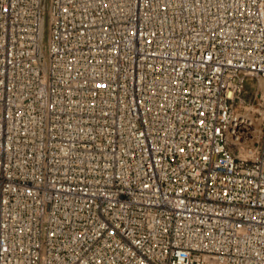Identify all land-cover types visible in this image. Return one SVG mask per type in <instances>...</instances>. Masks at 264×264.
I'll use <instances>...</instances> for the list:
<instances>
[{
  "label": "built area",
  "instance_id": "2783aa9c",
  "mask_svg": "<svg viewBox=\"0 0 264 264\" xmlns=\"http://www.w3.org/2000/svg\"><path fill=\"white\" fill-rule=\"evenodd\" d=\"M0 264H264V0H0Z\"/></svg>",
  "mask_w": 264,
  "mask_h": 264
},
{
  "label": "rangeland",
  "instance_id": "374dc122",
  "mask_svg": "<svg viewBox=\"0 0 264 264\" xmlns=\"http://www.w3.org/2000/svg\"><path fill=\"white\" fill-rule=\"evenodd\" d=\"M252 96H254V91L250 90V92L247 94V97H252Z\"/></svg>",
  "mask_w": 264,
  "mask_h": 264
}]
</instances>
